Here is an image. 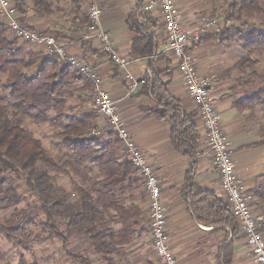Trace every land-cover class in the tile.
Instances as JSON below:
<instances>
[{"label":"trees","instance_id":"trees-1","mask_svg":"<svg viewBox=\"0 0 264 264\" xmlns=\"http://www.w3.org/2000/svg\"><path fill=\"white\" fill-rule=\"evenodd\" d=\"M12 1L19 13L20 22L25 24L26 4H39L41 0ZM226 3L227 21H240L245 13L264 17V0H227ZM127 25L136 35L132 42V57H156L154 52L159 36L155 31L159 30V20L139 4L130 15ZM210 39H218L224 45L235 42L242 50L264 54V32L256 29L244 32L238 26L227 27L217 34L202 36L193 47ZM161 60L157 57L151 64V77H145L142 95L150 96L158 103L160 110L152 112L151 116L158 120L168 119L173 148L192 161L182 194L194 217L207 227L231 229V241L227 243L225 240L219 255L222 262L218 264H232L233 242L239 232V225L227 201L218 198L213 192H205L195 184L201 140L198 114L196 111L185 112L181 100L170 93L172 73L157 72L154 68ZM0 75L6 78V94L0 96V211L11 205L17 196L13 188L6 191L3 188L8 183L5 177L7 174L32 175L40 162L50 168L55 167L41 141L23 125L26 119L35 123H51L61 128L59 135L63 137V147L81 164H89L98 171L92 186L95 194L84 187L78 189L79 207L70 215L69 227L87 237L99 255L100 264H118L115 256L123 255L127 247L135 243L145 231L141 220L144 219L142 209L147 196L138 171L128 160L122 143L112 138L108 140L102 136H90L91 130L98 126V116L94 111L76 114L75 107L70 104L74 99L82 103L94 100L93 83L73 67L63 65L59 58L44 57L39 61L37 54L28 55L1 21ZM235 107L241 110L264 109V87L235 102ZM51 112L55 113L54 118L50 116ZM44 177L47 186L39 190L40 195L55 198L57 187L49 183V178ZM130 192L131 195L126 198ZM139 194L143 197L137 201ZM53 207L58 209V213L65 209L58 201L54 202ZM45 212L48 217L47 223L43 225L45 230L51 236L67 241L53 223L52 207L45 206ZM18 217V213L11 215L0 227V231L12 242L18 236L26 235ZM69 257L77 264H91L88 258L80 255L72 253ZM21 264H26L24 258Z\"/></svg>","mask_w":264,"mask_h":264},{"label":"crops","instance_id":"crops-1","mask_svg":"<svg viewBox=\"0 0 264 264\" xmlns=\"http://www.w3.org/2000/svg\"><path fill=\"white\" fill-rule=\"evenodd\" d=\"M150 1L41 0L39 4L28 2L25 8L27 12L25 24L38 32L55 34L66 46L71 57L92 66L102 78L105 89L117 102L122 120L140 149L150 159L159 178L167 217V244L180 264H218L222 262L219 259L220 251L225 240L227 243L231 241L232 231L228 227L219 229L204 226L194 217L182 194L186 174L191 169L192 161L178 154L173 148L168 119L158 120L151 116L152 112L160 110L158 103L150 96L142 95L144 79L147 75L151 77V64L158 57L162 60L154 66L155 70L172 73L170 93L181 100L185 112H197L196 104L184 87L177 60L167 52L159 10L149 9L147 5ZM212 1L205 5L203 0H176L185 29H194L203 19L210 18L209 15L215 13ZM93 3L100 8L96 31L90 29L92 25L90 7ZM139 4H142L145 10L160 22L159 30L155 31L159 36V43L154 52L156 57H132V42L136 35L128 28L127 22ZM0 21L5 23L1 17ZM98 32L108 35L114 50L128 60L124 70H119L109 55L104 53ZM16 41L23 51L30 55L37 54L49 59L58 58L44 47ZM221 44L218 39L206 40L192 47L191 53L199 74L213 79L214 107L221 116L222 129L231 143L236 170L243 178L248 192L254 194L256 199L254 207L260 212L264 210V178H262L264 177V135L257 121V113L235 107V102L254 93L246 94L242 88L237 90L231 85L229 81H233V75L228 70L232 61H227L228 56L223 50L224 44ZM128 75L133 79H128ZM79 103L81 106L91 103L90 108L92 106L93 109V100ZM197 122L201 140L195 184L205 192H213L218 198L226 201L212 155L203 139V127L198 119ZM142 210L145 220H141V224L145 231L129 246L135 245L131 253L128 251L127 256L136 258V264H141L140 252L145 249L141 244L143 236L149 238L147 247L151 252L150 258H156L153 236L150 229L146 231L150 228L147 202ZM232 260V264H256L251 249L240 231L233 242Z\"/></svg>","mask_w":264,"mask_h":264},{"label":"built area","instance_id":"built-area-1","mask_svg":"<svg viewBox=\"0 0 264 264\" xmlns=\"http://www.w3.org/2000/svg\"><path fill=\"white\" fill-rule=\"evenodd\" d=\"M176 4V0H151L147 6L149 9L159 10V19L166 37L167 52L177 60L184 87L197 106L198 120L204 130L203 139L212 155L221 189L251 249L253 260L256 264H264V210L260 212L255 210V196L248 192L243 178L236 170L231 143L222 129L221 116L214 107L213 79L199 74L191 53V48L202 36L217 34L225 27L218 18H205L197 27L187 30L183 26L182 15ZM0 17L4 19L9 34L14 39L44 47L50 54L56 55L63 65L73 67L80 75L93 83V111L107 122L115 137L122 143L128 160L137 169L138 176L141 178L147 196L150 231L158 264H180L167 244V217L159 178L150 159L140 149L122 120L117 102L105 89L98 72L92 66L71 57L66 46L55 34L41 33L22 24L12 0H0ZM90 18L92 22L90 29L96 31V23L100 18V8L96 3L90 7ZM98 35L103 44L104 53L109 55L119 70H124L128 60L114 50L108 35L103 32H98ZM127 77L130 80L133 79L132 76ZM104 133L102 129H95L90 132V136L98 137Z\"/></svg>","mask_w":264,"mask_h":264},{"label":"rangeland","instance_id":"rangeland-1","mask_svg":"<svg viewBox=\"0 0 264 264\" xmlns=\"http://www.w3.org/2000/svg\"><path fill=\"white\" fill-rule=\"evenodd\" d=\"M203 1L205 5L210 4V0ZM212 2L214 5L213 12L215 13L209 15L210 18H218L226 29L227 27L238 26L244 32H251L254 29L264 32L263 16L245 13L240 21H227V0H213ZM223 50L228 56L227 61H232L228 72L233 75V81L230 80L229 82H231L234 89L242 88L244 93L252 94L264 87L263 53L242 50L235 42L231 45H224ZM38 58L40 61L42 56L39 55ZM5 80L6 78L0 75V96L6 94L4 91ZM70 104L75 107L76 114L93 111L92 106L90 108L91 103L82 104V107L74 99L71 100ZM251 112L258 114L257 121L264 135V109L257 108L251 110ZM50 116L54 118L55 113L51 112ZM23 125L41 141L55 167L50 168L40 162L32 175L10 173L5 176L8 183L3 187L4 190L13 188L17 196L11 205L0 211V227L11 215L18 213L20 215L18 221L25 228L26 235H20L12 242L0 231V264H21L23 258L26 264H77L69 257L72 253L88 258L91 264H100L99 255L95 253L91 243L86 239L87 237L69 227V217L79 207L78 189L84 187L87 191L94 193L92 186L96 182L98 171L89 164H81L72 153L63 147V137L59 135L61 128L55 127L51 123H35L30 119H26ZM95 129L105 131L102 135L103 139L118 140L107 122L99 117L98 126ZM121 154L124 155L123 150ZM44 176L49 178L50 184L57 187L55 198H45L40 195L39 190L47 186ZM130 195L131 192L127 193L125 197L127 198ZM142 197L139 194L137 201H140ZM56 201L65 206V209L60 213H58V209L53 207ZM45 206L52 207L53 223L58 231L65 235L67 241L51 236L43 227L48 221ZM149 229L146 231H149ZM143 237L141 244L145 249L140 252L139 260L141 264H158L157 258H150L151 252L147 247L149 238ZM134 247L135 245L127 247L123 255L115 256L118 264H136V258L127 257L128 251L131 253Z\"/></svg>","mask_w":264,"mask_h":264}]
</instances>
